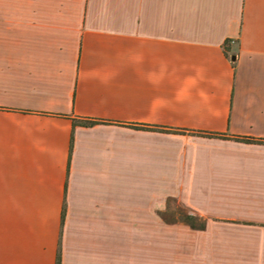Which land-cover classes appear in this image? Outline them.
<instances>
[{
	"label": "crops",
	"instance_id": "crops-1",
	"mask_svg": "<svg viewBox=\"0 0 264 264\" xmlns=\"http://www.w3.org/2000/svg\"><path fill=\"white\" fill-rule=\"evenodd\" d=\"M57 258L264 264V0H0V264Z\"/></svg>",
	"mask_w": 264,
	"mask_h": 264
},
{
	"label": "trees",
	"instance_id": "trees-1",
	"mask_svg": "<svg viewBox=\"0 0 264 264\" xmlns=\"http://www.w3.org/2000/svg\"><path fill=\"white\" fill-rule=\"evenodd\" d=\"M96 122L94 121H91V120H87V119H79V118H74L73 119V124L74 126L75 125H80V126H92L94 125ZM244 142H247V143H251V142H257L255 140H252V139H240ZM259 142H262V141H259ZM56 264H59V258H57V262Z\"/></svg>",
	"mask_w": 264,
	"mask_h": 264
},
{
	"label": "rangeland",
	"instance_id": "rangeland-1",
	"mask_svg": "<svg viewBox=\"0 0 264 264\" xmlns=\"http://www.w3.org/2000/svg\"><path fill=\"white\" fill-rule=\"evenodd\" d=\"M171 204H173V203H171ZM181 215H182L181 211L178 208H175L172 211H170L169 219H176V218L181 219Z\"/></svg>",
	"mask_w": 264,
	"mask_h": 264
}]
</instances>
